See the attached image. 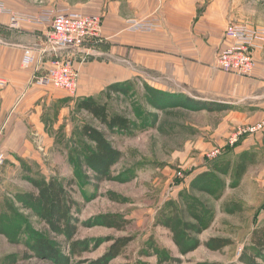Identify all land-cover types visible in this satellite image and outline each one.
<instances>
[{"label":"rangeland","instance_id":"374dc122","mask_svg":"<svg viewBox=\"0 0 264 264\" xmlns=\"http://www.w3.org/2000/svg\"><path fill=\"white\" fill-rule=\"evenodd\" d=\"M5 1L17 11L32 13L88 0ZM223 2L229 12L231 8L237 11L235 16L264 28V0ZM147 86L143 80H133L122 86L128 94L105 91L98 95L100 102H107L111 115L130 121L129 131L111 132L73 105L56 131L52 150L47 152L43 146L38 157L23 156L15 149L9 156L3 152L0 264H95L123 237L132 241L118 257L109 258L108 264H244L239 258L250 246L253 229L264 225V188L253 180L260 174L264 157L250 153L243 162L239 159L234 147L243 136L235 145H227L239 127L224 120L222 113L169 106L151 96ZM54 121H47L52 128ZM86 125L106 134L122 153L119 163L103 178L83 163L86 144L93 146L82 136ZM224 144L226 148L221 147ZM218 148L220 155L207 158ZM244 160L247 171L237 181L236 167ZM230 163L229 173L214 170ZM203 172L210 175L195 182ZM42 177H54L63 184L75 181L70 191L83 208L74 241L88 244L82 254L73 253L71 242L50 233L41 217L20 202L19 196L34 191L30 179ZM106 216H117L123 224L108 226ZM38 236L53 242L61 260L34 250ZM213 237L232 243L214 250L209 244ZM257 263L264 264L261 259Z\"/></svg>","mask_w":264,"mask_h":264},{"label":"crops","instance_id":"0c3cea01","mask_svg":"<svg viewBox=\"0 0 264 264\" xmlns=\"http://www.w3.org/2000/svg\"><path fill=\"white\" fill-rule=\"evenodd\" d=\"M0 1L20 12L7 1ZM58 8L102 17L99 39L58 54L73 61L79 71L74 95L43 81L54 55L44 53L48 47L47 25L23 22L13 30L9 28V17L0 15V77L10 81L0 93L1 153L9 156L15 149L23 156L38 157L43 146L47 152L52 150L56 131L62 120H67L71 106L77 109L79 100H98V95L108 92L110 86L133 80H143L167 94L213 103L222 108L215 113H222L224 120L239 128L264 124V44L255 51L256 66L249 75L216 66L218 54L232 45L225 37L228 24L256 28L235 16L234 8L229 12L223 0H88L55 9ZM47 10L54 9L20 13L37 15ZM135 20H155L158 27L150 32L135 31L130 27ZM27 50L37 56L41 53L42 61L24 66ZM48 120H57L53 128ZM234 150L237 154L251 152L264 157V128L243 135ZM249 172L250 169V178ZM259 173L253 180L264 188V164Z\"/></svg>","mask_w":264,"mask_h":264},{"label":"trees","instance_id":"16d2710c","mask_svg":"<svg viewBox=\"0 0 264 264\" xmlns=\"http://www.w3.org/2000/svg\"><path fill=\"white\" fill-rule=\"evenodd\" d=\"M125 84V83H124ZM123 84H114L108 88L109 92L128 94L127 88L122 87ZM146 89L151 96H154L158 101L166 103L169 106L184 107L192 110H207L210 112L222 110L213 103H202L195 101L189 97L182 99L180 96L167 94L165 92L156 90L147 86ZM182 99V100H181ZM77 110L85 111L93 118L103 124L109 131H129L130 121L120 115H111L107 102H100L94 97L79 100ZM82 136L85 137L93 146L86 144L84 165L96 173L98 177H105L110 170L119 163L122 157L120 150L114 147L113 143L108 139L106 134L102 131L91 127L84 126L82 129ZM251 152H244L240 154L239 159L242 160L249 157ZM252 154V153H251ZM231 163L224 166H215L214 170L220 173H229ZM247 171V166L240 163L236 167L235 179L240 181ZM212 173V172H211ZM208 175L205 172L200 174L195 182L206 180ZM30 183L34 187V191L25 193L21 196L22 202L27 208L36 212L41 219L46 223L50 233L57 236H64L69 243L71 242L72 252L82 254L88 250L87 242L80 243L74 241L77 235L78 225L80 224V213L83 205L74 198L73 193L70 191L74 187L75 181L69 180L63 184L57 178H31ZM198 185H201L199 183ZM104 222L108 226H121L123 222L117 216H106ZM250 246L246 247L240 256V262L244 264H258L257 260L261 259L264 262V225L258 224L252 231L250 236ZM132 241L131 237H123L115 240L111 246L107 256L100 261L94 262L95 264H108L109 258L114 259L118 257L122 251ZM231 241L227 239L213 237L209 239V244L214 250H220L224 247L231 245ZM34 250L40 256H46L50 259L61 260L59 251L53 242L43 236H38L34 244Z\"/></svg>","mask_w":264,"mask_h":264},{"label":"built area","instance_id":"2783aa9c","mask_svg":"<svg viewBox=\"0 0 264 264\" xmlns=\"http://www.w3.org/2000/svg\"><path fill=\"white\" fill-rule=\"evenodd\" d=\"M0 15L9 17V28L15 30L23 22L47 25L45 37L48 47L46 54L53 52L50 67L43 77L44 83L74 95L79 80V71L71 60L62 59L58 54L63 50H74L84 47L88 40H97L102 35V17L87 15L68 8L47 10L40 14H26L16 12L0 1ZM130 27L135 31L150 32L158 27L155 20L131 21ZM225 37L232 41V45L220 52L216 59V66L223 71L240 75H249L256 66L255 51L260 44H264V28H250L243 24L230 23L225 30ZM39 59V60H38ZM33 50H27L23 64L26 67L35 62H41ZM10 85L7 78L0 77V93ZM264 124H256L239 128L231 137L229 144L235 145L246 134L263 130ZM221 150L215 149L207 154V158L214 159ZM5 162V155L0 154V165Z\"/></svg>","mask_w":264,"mask_h":264}]
</instances>
